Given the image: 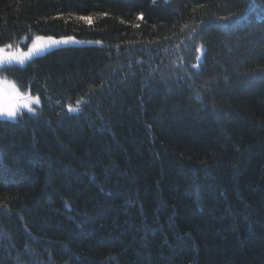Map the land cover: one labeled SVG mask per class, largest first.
Returning a JSON list of instances; mask_svg holds the SVG:
<instances>
[{
	"label": "trees",
	"instance_id": "obj_1",
	"mask_svg": "<svg viewBox=\"0 0 264 264\" xmlns=\"http://www.w3.org/2000/svg\"><path fill=\"white\" fill-rule=\"evenodd\" d=\"M34 37L79 44L0 68V264H264V0H0Z\"/></svg>",
	"mask_w": 264,
	"mask_h": 264
},
{
	"label": "rangeland",
	"instance_id": "obj_2",
	"mask_svg": "<svg viewBox=\"0 0 264 264\" xmlns=\"http://www.w3.org/2000/svg\"><path fill=\"white\" fill-rule=\"evenodd\" d=\"M27 42L26 47L22 46L7 47L0 49V68L3 66H25L33 58L58 47H64L67 45L79 44L74 39H53V38H41L34 37L31 39L23 40V43ZM203 48L200 49V58L202 59ZM0 88L7 95L16 98L17 102V115L21 112H27L35 114L37 109L40 108V99L37 96H31L28 94H21L16 85L7 79L0 78ZM15 115V117L17 116ZM14 117V118H15Z\"/></svg>",
	"mask_w": 264,
	"mask_h": 264
},
{
	"label": "water",
	"instance_id": "obj_3",
	"mask_svg": "<svg viewBox=\"0 0 264 264\" xmlns=\"http://www.w3.org/2000/svg\"><path fill=\"white\" fill-rule=\"evenodd\" d=\"M17 109L16 98L7 96L0 88V119L12 120L17 113Z\"/></svg>",
	"mask_w": 264,
	"mask_h": 264
}]
</instances>
